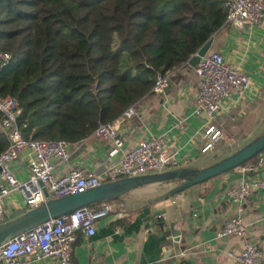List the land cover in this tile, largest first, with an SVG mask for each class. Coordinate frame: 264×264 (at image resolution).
<instances>
[{
    "label": "crops",
    "instance_id": "1",
    "mask_svg": "<svg viewBox=\"0 0 264 264\" xmlns=\"http://www.w3.org/2000/svg\"><path fill=\"white\" fill-rule=\"evenodd\" d=\"M208 52H218L246 73L250 81L243 97L231 95L223 101L212 121L219 131L212 147L203 149L208 139L203 134L202 121L191 115L196 75L193 67L183 64L169 71L167 86L161 94L151 92L134 105L135 116L119 115L112 120L122 139V151L149 135L161 134L166 151L177 161L166 170L201 168L236 150V146L226 147L230 141H247L264 126V12L249 27L234 28L224 23L212 37ZM181 117L185 121L178 129L175 123ZM109 147L107 139L89 137L76 149L69 147L66 161H53L54 173L62 175L76 165L101 173L104 166L120 157V152L108 157ZM26 163L24 154L10 163L16 179L26 178ZM239 179L238 173L227 171L161 199L156 197L180 181L145 185L121 195L112 202V210L106 216L94 221L92 235L76 231L71 264H231L228 253L236 251L241 241L234 236L216 237L215 232L237 215L247 225V237L261 248L260 264H264V191L255 190L242 203H233L226 191ZM3 203L6 216L25 209L16 192L6 195ZM173 230L178 231L177 238L170 235Z\"/></svg>",
    "mask_w": 264,
    "mask_h": 264
},
{
    "label": "trees",
    "instance_id": "2",
    "mask_svg": "<svg viewBox=\"0 0 264 264\" xmlns=\"http://www.w3.org/2000/svg\"><path fill=\"white\" fill-rule=\"evenodd\" d=\"M225 16V0H0V97L17 102L24 139L77 142L151 93ZM7 144L0 130V153Z\"/></svg>",
    "mask_w": 264,
    "mask_h": 264
},
{
    "label": "built area",
    "instance_id": "3",
    "mask_svg": "<svg viewBox=\"0 0 264 264\" xmlns=\"http://www.w3.org/2000/svg\"><path fill=\"white\" fill-rule=\"evenodd\" d=\"M226 16L224 23L234 28L252 26L264 12V0H225ZM9 59V54L0 51V65ZM196 75V91L191 115L202 121L203 134L208 139L204 150L211 146L219 131L212 125L214 117L221 110L223 101L231 95L243 97L250 87L246 73L223 59L218 52H207L193 67ZM169 71L158 74L151 92L161 94L167 86ZM19 113L17 102L10 96L0 97V130L7 136L8 144L0 153V223L3 222V198L19 193L26 209H32L47 199L81 193L99 186L106 181L123 177L162 172L176 165L172 153L165 149L161 134L149 135L138 140L130 149L122 151V139L112 122L98 124L90 135L77 142L65 140H27L16 125ZM135 116L134 105L127 107L119 117ZM185 118L176 121L181 129ZM89 137L107 139L110 147L107 156L120 152V157L103 167L101 173L76 165L57 176L54 163L66 161L69 147L75 149ZM26 157L27 176L18 180L10 170V163ZM264 149L256 154L254 161L241 163L230 171L240 175L239 181L230 186L226 196L240 204L255 190L264 191ZM110 212V205L103 202L90 208L83 206L70 213L42 222L27 232H21L0 245V264H25L51 259L53 264H71V246L76 231L85 235L94 233L93 224L98 218ZM216 237L234 236L241 241L236 251H231V264H260L262 250L255 241L247 237V225L240 216L225 221L215 232Z\"/></svg>",
    "mask_w": 264,
    "mask_h": 264
},
{
    "label": "water",
    "instance_id": "4",
    "mask_svg": "<svg viewBox=\"0 0 264 264\" xmlns=\"http://www.w3.org/2000/svg\"><path fill=\"white\" fill-rule=\"evenodd\" d=\"M212 37L205 41L185 62V66L194 67L204 56L211 44ZM264 149V131L221 159L201 168H175L162 172L143 174L133 177H123L113 181H106L99 186L87 189L81 193H74L62 197L47 199L37 207L0 223V245L21 232H27L42 222L57 216L70 213L83 206L100 204L119 198L121 195L145 185L163 182L180 181L163 195L175 194L189 185L209 179L218 174L230 171L233 167L243 163ZM178 231H171L170 235L177 238ZM166 236V233H164Z\"/></svg>",
    "mask_w": 264,
    "mask_h": 264
},
{
    "label": "rangeland",
    "instance_id": "5",
    "mask_svg": "<svg viewBox=\"0 0 264 264\" xmlns=\"http://www.w3.org/2000/svg\"><path fill=\"white\" fill-rule=\"evenodd\" d=\"M264 126H262L260 129H258V130H256V131H254L253 132V134H252V136L251 137H249V138H254V137H256L257 136V134L260 132V133H262L263 131H264V129H262ZM218 137H216L214 140H216ZM248 138V140L247 141H245V140H238V141H230L229 142V144L226 146L227 148H233V146H234V148H235V146H236V148L238 149L239 147L238 146H242L243 144H245V143H247L248 141H250L251 139H249ZM207 139V138H206ZM213 140V141H214ZM235 150V149H234ZM112 205V204H111Z\"/></svg>",
    "mask_w": 264,
    "mask_h": 264
}]
</instances>
